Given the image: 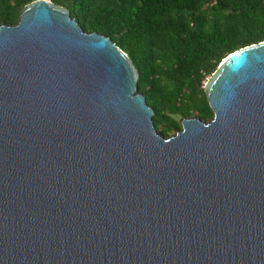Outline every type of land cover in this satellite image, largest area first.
<instances>
[{
  "label": "water",
  "instance_id": "1",
  "mask_svg": "<svg viewBox=\"0 0 264 264\" xmlns=\"http://www.w3.org/2000/svg\"><path fill=\"white\" fill-rule=\"evenodd\" d=\"M72 11L0 22V264H264V40L166 137L139 70Z\"/></svg>",
  "mask_w": 264,
  "mask_h": 264
},
{
  "label": "trees",
  "instance_id": "2",
  "mask_svg": "<svg viewBox=\"0 0 264 264\" xmlns=\"http://www.w3.org/2000/svg\"><path fill=\"white\" fill-rule=\"evenodd\" d=\"M33 0H0V22L15 24ZM91 17L85 32L107 33L139 70L137 86L167 136L182 115L211 118L205 79L221 59L264 40V0H50Z\"/></svg>",
  "mask_w": 264,
  "mask_h": 264
}]
</instances>
